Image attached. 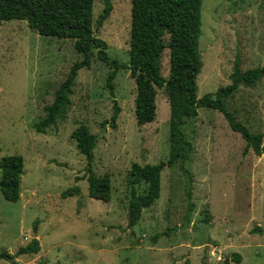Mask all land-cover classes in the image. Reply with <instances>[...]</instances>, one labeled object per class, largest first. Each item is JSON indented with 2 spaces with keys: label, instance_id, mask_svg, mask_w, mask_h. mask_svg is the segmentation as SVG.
Here are the masks:
<instances>
[{
  "label": "rangeland",
  "instance_id": "1",
  "mask_svg": "<svg viewBox=\"0 0 264 264\" xmlns=\"http://www.w3.org/2000/svg\"><path fill=\"white\" fill-rule=\"evenodd\" d=\"M104 1L93 0L94 20ZM110 2L108 18L99 28L94 24V32L112 59L127 64L131 0ZM73 44L41 36L25 21L0 22V158L16 154L24 160L19 200L0 194V252L14 256L0 264H237L235 254L239 264H264V154L244 155L241 135L218 111L201 108L181 127L192 148L183 164L187 175L177 164L165 167L159 198L132 229L127 227L131 167L154 165L169 155L164 89H157L155 120L138 125L135 83L128 70L118 71L113 87L120 112L112 127L114 103L106 87L111 69L94 50L90 67L78 71L66 114L44 134L35 130L72 65L82 60ZM199 51L198 98L228 85L235 61L243 71L261 67L264 0H202ZM160 73L168 77L167 50ZM226 107L250 132L263 134L264 146V79L240 86ZM82 124L97 137L91 169L109 177L108 202L88 195L87 160L71 137ZM75 186L79 194L62 197ZM134 188L142 194L147 185ZM32 238L39 252L17 255Z\"/></svg>",
  "mask_w": 264,
  "mask_h": 264
},
{
  "label": "trees",
  "instance_id": "2",
  "mask_svg": "<svg viewBox=\"0 0 264 264\" xmlns=\"http://www.w3.org/2000/svg\"><path fill=\"white\" fill-rule=\"evenodd\" d=\"M202 0H131L130 40L128 63L121 64L107 53V44L94 32V24L101 27L108 18L112 5L104 1L102 14L94 20L93 0H0V22L25 21L35 33L56 39L74 41L75 51L82 60L74 63L63 83L54 92L53 102L44 108L45 116L35 123L38 133L56 124L71 105L70 95L78 71L89 68L91 56L95 50L96 58L111 70L107 75L106 87L113 98L112 127L119 115L114 100L113 81L120 70H128L135 83L134 115L138 125L151 123L156 117L157 89L166 92L169 110V155L166 161L141 166L134 163L130 170V198L128 201V224L132 229L138 223L144 208L151 206L160 193V175L165 167L180 166L189 160L191 144L185 140L181 127L189 119L198 116L201 108L221 113L229 128L239 133L245 142L243 154L252 151L255 155L264 154L263 134L252 133L238 121L226 107L240 86L253 87L264 79V63L255 69L241 70L235 61L230 83L217 89L214 94H205L198 98L196 78L200 73L199 37L201 34ZM167 50L169 55V74L163 78L161 58ZM105 122L101 125H104ZM77 150L87 160L88 195L92 199L108 202L111 198L109 177L96 176L91 163L97 137L91 134L85 125H80L71 134ZM24 172V160L21 155H7L0 158V194L6 201L17 202L20 198V182ZM145 183L144 193L138 194L134 185ZM75 186L63 192L67 198L79 194ZM189 204L187 215L192 212ZM188 221V217L186 219ZM37 221L35 222V226ZM39 241L30 242L18 249L17 255H32L39 252ZM14 258L6 251L0 252V259L11 261ZM227 260V259H226ZM241 258L234 255V262Z\"/></svg>",
  "mask_w": 264,
  "mask_h": 264
}]
</instances>
